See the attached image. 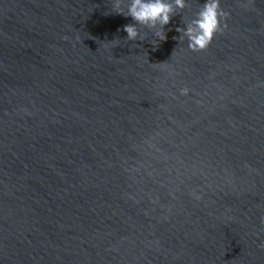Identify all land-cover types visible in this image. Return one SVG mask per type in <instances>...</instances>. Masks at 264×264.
Instances as JSON below:
<instances>
[{"label": "water", "instance_id": "95a60500", "mask_svg": "<svg viewBox=\"0 0 264 264\" xmlns=\"http://www.w3.org/2000/svg\"><path fill=\"white\" fill-rule=\"evenodd\" d=\"M204 2L154 48L114 0H0V264H264V0L192 50Z\"/></svg>", "mask_w": 264, "mask_h": 264}, {"label": "clouds", "instance_id": "9594fccd", "mask_svg": "<svg viewBox=\"0 0 264 264\" xmlns=\"http://www.w3.org/2000/svg\"><path fill=\"white\" fill-rule=\"evenodd\" d=\"M187 5L188 0H114L113 11L132 18L133 23L123 26L128 41L146 39L141 32V27H144L152 31L151 44L156 48L160 43L168 41L169 29L166 26ZM225 15L221 11L220 0H205L195 17L175 30L180 34L178 36L181 41L187 39L189 48L203 50L221 30V16Z\"/></svg>", "mask_w": 264, "mask_h": 264}]
</instances>
